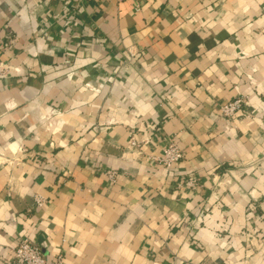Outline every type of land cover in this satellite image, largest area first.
<instances>
[{
    "label": "crops",
    "instance_id": "0c3cea01",
    "mask_svg": "<svg viewBox=\"0 0 264 264\" xmlns=\"http://www.w3.org/2000/svg\"><path fill=\"white\" fill-rule=\"evenodd\" d=\"M263 115L264 0H0V264H264Z\"/></svg>",
    "mask_w": 264,
    "mask_h": 264
},
{
    "label": "built area",
    "instance_id": "2783aa9c",
    "mask_svg": "<svg viewBox=\"0 0 264 264\" xmlns=\"http://www.w3.org/2000/svg\"><path fill=\"white\" fill-rule=\"evenodd\" d=\"M249 106V99L246 96H238L220 105V115L222 117H236L242 115ZM264 123V115L262 117ZM133 145L138 143L132 139ZM184 157L182 149L176 143H170L165 148L164 154L157 158L161 166L171 167L180 162ZM117 172H109L112 181H116ZM188 185H195L196 180L191 178L187 181ZM6 264H63L62 256L58 255L51 261L47 258L43 248L33 243L28 238H22L13 247L12 256L6 261Z\"/></svg>",
    "mask_w": 264,
    "mask_h": 264
}]
</instances>
